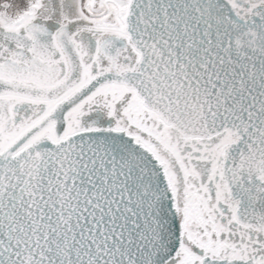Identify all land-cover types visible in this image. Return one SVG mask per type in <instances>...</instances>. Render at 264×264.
<instances>
[{"label":"snow or ice","instance_id":"6c2138e0","mask_svg":"<svg viewBox=\"0 0 264 264\" xmlns=\"http://www.w3.org/2000/svg\"><path fill=\"white\" fill-rule=\"evenodd\" d=\"M0 264H264V0H0Z\"/></svg>","mask_w":264,"mask_h":264}]
</instances>
